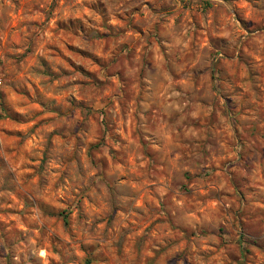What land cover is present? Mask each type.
I'll list each match as a JSON object with an SVG mask.
<instances>
[{"label": "clouds", "instance_id": "clouds-1", "mask_svg": "<svg viewBox=\"0 0 264 264\" xmlns=\"http://www.w3.org/2000/svg\"><path fill=\"white\" fill-rule=\"evenodd\" d=\"M0 264H264V0H0Z\"/></svg>", "mask_w": 264, "mask_h": 264}]
</instances>
